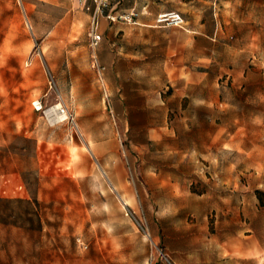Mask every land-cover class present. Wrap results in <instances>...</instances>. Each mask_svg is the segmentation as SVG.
Returning <instances> with one entry per match:
<instances>
[{"label": "rangeland", "instance_id": "374dc122", "mask_svg": "<svg viewBox=\"0 0 264 264\" xmlns=\"http://www.w3.org/2000/svg\"><path fill=\"white\" fill-rule=\"evenodd\" d=\"M0 2V264H264V0Z\"/></svg>", "mask_w": 264, "mask_h": 264}, {"label": "crops", "instance_id": "0c3cea01", "mask_svg": "<svg viewBox=\"0 0 264 264\" xmlns=\"http://www.w3.org/2000/svg\"><path fill=\"white\" fill-rule=\"evenodd\" d=\"M2 1V0H0ZM37 2H43L48 3L50 5L56 6V7H65L67 10V14L70 13L71 10L75 8V6L80 4V0H36ZM89 4H91L90 0H87ZM110 8L109 11H118V12H124L129 11L131 9H135L138 12H140V15L137 18L136 25L141 26H148L150 27L151 24L154 23L155 17L162 13L166 12L168 9L172 8V4H170L169 0H110ZM1 5V2H0ZM25 6H30V3H22V7L25 13V16L27 17V20L29 24H31V21L28 17V14L26 12ZM83 7V6H81ZM107 13V12H106ZM18 15L14 11L9 10V8L1 9L0 10V23L4 24L6 23L7 26L9 24H14L15 17ZM91 14L89 13V26H90V18ZM104 23L108 24L109 22L107 19L103 16L98 19L99 24V32L102 31L101 29L104 28ZM102 36V32H100Z\"/></svg>", "mask_w": 264, "mask_h": 264}, {"label": "built area", "instance_id": "2783aa9c", "mask_svg": "<svg viewBox=\"0 0 264 264\" xmlns=\"http://www.w3.org/2000/svg\"><path fill=\"white\" fill-rule=\"evenodd\" d=\"M82 5L85 7L87 0H80ZM91 7L86 6V10L91 11L90 14V26H89V46L92 49H95L100 41L101 34L99 32V24L98 19L100 17H105L110 22H115L117 20L124 21L126 23L136 24L137 18L140 15L135 9H131L130 11L124 12H116L109 11L110 8V0H90ZM107 12V13H106ZM185 22L182 15L177 11H166L158 14L155 18V26H174V27H182ZM41 105L39 107H35V110H41ZM45 113V112H44ZM68 110L59 104V107L56 109V113L52 114L49 118L54 120L56 116H67Z\"/></svg>", "mask_w": 264, "mask_h": 264}, {"label": "bare ground", "instance_id": "6f19581e", "mask_svg": "<svg viewBox=\"0 0 264 264\" xmlns=\"http://www.w3.org/2000/svg\"><path fill=\"white\" fill-rule=\"evenodd\" d=\"M59 107V104L50 107L49 109L45 110V114L47 117H50L52 114L56 113V109ZM64 116H56L55 119L60 120Z\"/></svg>", "mask_w": 264, "mask_h": 264}, {"label": "trees", "instance_id": "16d2710c", "mask_svg": "<svg viewBox=\"0 0 264 264\" xmlns=\"http://www.w3.org/2000/svg\"><path fill=\"white\" fill-rule=\"evenodd\" d=\"M0 202H5V203H8V204H13V203H16V202L21 203V200H3L2 198H0ZM19 217H20L21 220H23L24 217H25V214L22 212L19 215Z\"/></svg>", "mask_w": 264, "mask_h": 264}]
</instances>
